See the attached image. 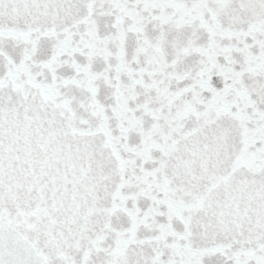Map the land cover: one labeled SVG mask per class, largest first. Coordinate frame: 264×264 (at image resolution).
I'll return each mask as SVG.
<instances>
[{
    "label": "snow or ice",
    "instance_id": "6c2138e0",
    "mask_svg": "<svg viewBox=\"0 0 264 264\" xmlns=\"http://www.w3.org/2000/svg\"><path fill=\"white\" fill-rule=\"evenodd\" d=\"M0 264H264V0H0Z\"/></svg>",
    "mask_w": 264,
    "mask_h": 264
}]
</instances>
